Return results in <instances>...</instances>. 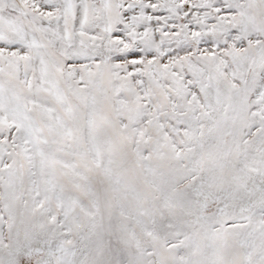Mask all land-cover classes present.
<instances>
[{
    "label": "snow or ice",
    "instance_id": "obj_1",
    "mask_svg": "<svg viewBox=\"0 0 264 264\" xmlns=\"http://www.w3.org/2000/svg\"><path fill=\"white\" fill-rule=\"evenodd\" d=\"M0 264H264V0H0Z\"/></svg>",
    "mask_w": 264,
    "mask_h": 264
}]
</instances>
